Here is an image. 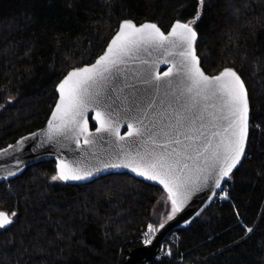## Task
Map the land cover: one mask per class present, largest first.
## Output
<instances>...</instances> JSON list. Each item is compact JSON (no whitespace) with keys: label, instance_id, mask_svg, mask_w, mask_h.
<instances>
[{"label":"trees","instance_id":"trees-1","mask_svg":"<svg viewBox=\"0 0 264 264\" xmlns=\"http://www.w3.org/2000/svg\"><path fill=\"white\" fill-rule=\"evenodd\" d=\"M197 11L202 67H232L247 87V158L221 188L230 199L171 232L150 264H264V0H0V148L46 123L59 81L94 62L122 20L168 31ZM57 174L48 159L0 182V210L17 213L0 228V264H126L147 225L170 214L167 192L129 173L83 184Z\"/></svg>","mask_w":264,"mask_h":264},{"label":"snow or ice","instance_id":"snow-or-ice-1","mask_svg":"<svg viewBox=\"0 0 264 264\" xmlns=\"http://www.w3.org/2000/svg\"><path fill=\"white\" fill-rule=\"evenodd\" d=\"M198 3L203 9L205 0H198ZM201 15L202 12L197 11L191 21L175 20L167 33L156 23L137 24L132 19L122 20L119 30L95 63L72 69L60 82V98L49 121V137L72 134L77 142L82 136L85 137L84 144H92L85 113L94 106L97 109L95 119L100 124L96 131L118 132L119 125L112 122L111 112L106 119L100 111L101 108H112V91L104 86L109 79H115L114 70L136 59L147 64L148 61L140 54L149 49H162L168 55H171L170 49H175L180 58L178 63H173L176 71L173 73L170 69L164 73L176 81L172 100L166 104L164 99H159L157 94L161 87L167 89L172 85L167 81L153 83L160 77L158 74L153 76L150 69H145L141 77L143 83L151 85L150 89L126 85L129 92L123 97L127 104L124 110L136 123L129 125L125 135L140 139H133L132 146L124 150L122 165H105L129 167L140 176L162 184L171 201L167 221L183 211L198 186L212 180L215 187H220L225 177L233 178L234 170H238L247 158L250 128L248 90L234 68L225 67L218 74L207 75L200 66L195 47L198 33L193 24L201 19ZM168 95L165 91L164 96ZM144 137H147L146 141ZM58 168L53 180H81L93 174L91 171L81 173L80 169L63 160ZM223 196L230 199L226 191ZM199 214L196 213L197 216ZM16 216L15 211L0 210V228L13 224ZM165 223H159V229H163ZM185 223L190 224L191 221L186 220ZM156 231L158 229L153 224H148L141 233L142 244L151 245ZM252 231V227H246V233ZM168 254H171V249Z\"/></svg>","mask_w":264,"mask_h":264},{"label":"water","instance_id":"water-1","mask_svg":"<svg viewBox=\"0 0 264 264\" xmlns=\"http://www.w3.org/2000/svg\"><path fill=\"white\" fill-rule=\"evenodd\" d=\"M168 31L164 32L167 33ZM169 51L171 52V55L166 54L162 49H149L148 52H142L140 54L144 60L148 61L147 64H141L139 59H136L135 61H129L127 64L119 65L118 69L114 70L113 75L115 76V79H109V81L104 86L105 89H111L112 91V108H101L100 111L106 119L108 118V113L111 112L112 122L116 125H119V130L118 132H97L96 129L100 126L99 121L95 119L97 109L94 106H90L85 113V118L88 120L89 132L91 133V138L93 140L92 144H84L83 140L85 137L82 136L78 138L79 142H77V138L72 134H69L68 136L57 135L52 137H49L48 135L49 121L60 98L58 85L72 69L69 70L57 84V100L46 123L41 128L27 133L19 137L16 141L0 148V150H6L5 152H0V182L6 178H14L20 175L24 170L36 162L54 159L56 161L58 172V165L60 161L63 160L66 164L71 165L73 168L80 169L81 173L84 171H91L93 173L86 179L67 180L65 181L67 183L83 184L112 173H129L150 184L159 186L167 192V189H165L164 186L158 181H153L147 179L144 176H140L137 172L133 171L129 167H105V165H122L123 160L121 157L124 150L132 146L131 141L133 139H140L125 135V133L129 131V125L136 123V121L132 119L131 116L127 115L124 110L126 109L127 104L126 102H123V97L129 92V88L126 87V85L135 84L137 88L141 90L150 89L151 85L145 84L141 80L145 69H150L153 73V76L158 74L160 77L159 80H154L153 83L163 84L165 81H167L172 85L167 89L161 87L159 93L157 94L159 99H164L166 104L172 100V95L176 92V81L173 80L171 76H164V73L168 72L170 69L173 73H175L176 70L173 68V63H178L180 58L176 55L175 49H170ZM196 54L198 55L197 50ZM99 56L96 58V60L99 58ZM95 61L91 64L95 63ZM200 66L202 67V62ZM204 72L207 75H211L205 70ZM134 76L136 77L135 79L133 78ZM165 91L169 93L167 97L164 96ZM168 111L170 112L171 109H168ZM149 115H151V112H149ZM91 122L95 124L94 128L92 127ZM147 123L148 121L145 120L146 125ZM137 126L139 125L137 124ZM32 134L35 135L33 136ZM121 136L124 137L123 140L120 139ZM22 138L27 139L22 140ZM143 140L146 141L147 137H144ZM159 142L163 143L162 140ZM141 143H143V141H141ZM9 145H13L14 147H9ZM247 149L248 145L246 152ZM97 169H99V171H97ZM9 173L14 174L9 175ZM226 178L227 177L221 181L220 187H215L214 181L212 180H209L206 183L198 186V188L191 193L189 199L184 205L183 211L178 212L171 221L165 220L167 221L166 223L165 221L162 222L165 223V227L163 229H159V225L157 226L158 231H156L153 243L151 245L145 246L143 244L133 248L129 253L126 264H150L153 260L157 259L162 249V245L166 241L169 234L176 231L177 229L189 226L190 224L185 223L186 220L192 222L207 207L213 204L217 192L225 183ZM197 212L200 213L198 216L196 215Z\"/></svg>","mask_w":264,"mask_h":264},{"label":"built area","instance_id":"built-area-1","mask_svg":"<svg viewBox=\"0 0 264 264\" xmlns=\"http://www.w3.org/2000/svg\"><path fill=\"white\" fill-rule=\"evenodd\" d=\"M218 198H220V199L224 198L223 192H221V189L217 192V195L215 197V200L218 199Z\"/></svg>","mask_w":264,"mask_h":264},{"label":"bare ground","instance_id":"bare-ground-1","mask_svg":"<svg viewBox=\"0 0 264 264\" xmlns=\"http://www.w3.org/2000/svg\"><path fill=\"white\" fill-rule=\"evenodd\" d=\"M168 238V237H167ZM166 241H167V239H166ZM166 241L163 243V245H162V249L164 248V246H165V243H166ZM161 249V250H162ZM161 252V251H160ZM161 254H159V256H160Z\"/></svg>","mask_w":264,"mask_h":264},{"label":"rangeland","instance_id":"rangeland-1","mask_svg":"<svg viewBox=\"0 0 264 264\" xmlns=\"http://www.w3.org/2000/svg\"><path fill=\"white\" fill-rule=\"evenodd\" d=\"M165 221V220H164ZM164 221H162V222H164ZM158 226V225H157ZM157 226H155L156 228H157Z\"/></svg>","mask_w":264,"mask_h":264}]
</instances>
